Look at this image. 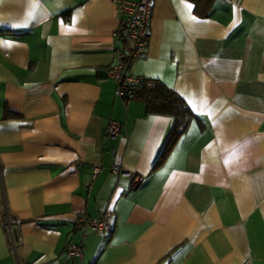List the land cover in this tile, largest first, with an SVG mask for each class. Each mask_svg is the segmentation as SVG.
<instances>
[{
	"label": "crops",
	"instance_id": "0c3cea01",
	"mask_svg": "<svg viewBox=\"0 0 264 264\" xmlns=\"http://www.w3.org/2000/svg\"><path fill=\"white\" fill-rule=\"evenodd\" d=\"M122 18L113 0H0V264H264V0H154L130 72L183 99L176 136L114 93ZM107 212L110 234L74 229Z\"/></svg>",
	"mask_w": 264,
	"mask_h": 264
},
{
	"label": "built area",
	"instance_id": "2783aa9c",
	"mask_svg": "<svg viewBox=\"0 0 264 264\" xmlns=\"http://www.w3.org/2000/svg\"><path fill=\"white\" fill-rule=\"evenodd\" d=\"M116 8L123 14L117 33L125 37L129 41L128 50L119 51L116 54V61L108 69L107 75L115 83L114 93L122 101L132 98L133 88L142 84L150 87V82L141 76H137L130 72L133 62L141 57L147 47L149 36V23L152 14L154 0H113ZM124 127V123L119 121H110L107 125V135L114 138L119 135ZM99 169L96 167L94 172ZM113 172L127 174L129 171L125 167L112 166ZM94 173V174H95ZM74 229L79 233L80 237H84L88 233L110 234L112 230V216L107 212L100 217L77 216L73 221ZM9 238L11 246H15V230L8 223ZM81 241L70 242L66 246V253L69 257L82 258Z\"/></svg>",
	"mask_w": 264,
	"mask_h": 264
},
{
	"label": "trees",
	"instance_id": "16d2710c",
	"mask_svg": "<svg viewBox=\"0 0 264 264\" xmlns=\"http://www.w3.org/2000/svg\"><path fill=\"white\" fill-rule=\"evenodd\" d=\"M148 81V80H146ZM133 99L141 100L148 113L164 114L172 117V135H178L193 116L183 99L158 81H151L150 87L144 83L132 91Z\"/></svg>",
	"mask_w": 264,
	"mask_h": 264
},
{
	"label": "snow or ice",
	"instance_id": "6c2138e0",
	"mask_svg": "<svg viewBox=\"0 0 264 264\" xmlns=\"http://www.w3.org/2000/svg\"><path fill=\"white\" fill-rule=\"evenodd\" d=\"M181 2H182V0H181ZM188 7L190 8L191 7V5H188ZM195 110V109H194Z\"/></svg>",
	"mask_w": 264,
	"mask_h": 264
}]
</instances>
